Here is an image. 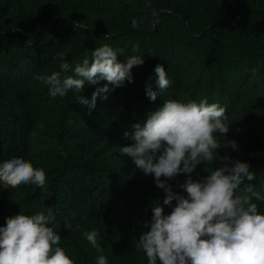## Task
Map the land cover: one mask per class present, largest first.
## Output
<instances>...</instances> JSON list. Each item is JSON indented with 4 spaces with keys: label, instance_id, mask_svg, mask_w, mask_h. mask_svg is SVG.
Masks as SVG:
<instances>
[{
    "label": "trees",
    "instance_id": "16d2710c",
    "mask_svg": "<svg viewBox=\"0 0 264 264\" xmlns=\"http://www.w3.org/2000/svg\"><path fill=\"white\" fill-rule=\"evenodd\" d=\"M105 44L120 63L143 57L131 70L133 82L113 88L101 80L86 83L81 94L51 97L36 79L60 71V57L71 68L85 58L91 62V53ZM157 64L170 81L162 91L155 84ZM146 83L157 91L155 101L146 96ZM105 84L110 90L93 109L79 103L80 95L90 101ZM168 99L225 108L229 132L214 136L237 148L217 151L256 173L237 194L252 184L264 196V0H0V164L24 158L46 175L43 188L0 183V227L20 211L47 214L52 207L49 226L74 264H96L101 253L83 237L93 229L108 264H148L135 240L150 230L154 202L165 214L172 209L163 204L165 192L154 176L119 151L133 143L134 125L143 126ZM217 166L219 159L202 162L193 179ZM186 178L168 183L186 196L178 187ZM253 202L264 214V199Z\"/></svg>",
    "mask_w": 264,
    "mask_h": 264
},
{
    "label": "clouds",
    "instance_id": "9594fccd",
    "mask_svg": "<svg viewBox=\"0 0 264 264\" xmlns=\"http://www.w3.org/2000/svg\"><path fill=\"white\" fill-rule=\"evenodd\" d=\"M91 57V62L85 58L74 68L60 57V71L40 74L36 79L48 86L51 97H64L69 90L81 94L86 83L95 85L101 80L113 88L122 87L126 81L133 82L132 68L144 63L143 57L136 55L126 63L118 62L117 52L107 44L97 47ZM69 70L71 75H62ZM154 73L157 88L167 89L170 81L163 65L157 64ZM109 90L105 84L92 93L90 101L80 95L79 103L93 109L97 97ZM145 92L151 101L156 100L158 93L151 83H146ZM225 113L224 107L206 100L197 103L168 99L148 116L143 126L134 125L133 143L120 147L119 152L130 157L135 169L154 176L157 187L165 192L163 204L172 209L165 214L159 201L154 202L150 230L135 240L136 248L146 254L148 264L158 261L159 264H264V214L253 202L264 196L252 184L237 194L245 180L256 179V173L249 163L221 157L217 151L222 146L237 148L235 141L225 140L221 144L214 136L219 132L225 137L229 132ZM129 135L124 133L125 138ZM217 159L222 166L215 167L202 180L193 179L197 165ZM180 174L187 177L178 185L186 196L174 192L168 183ZM45 181L44 170L24 158L0 164V183L6 188L22 184L43 188ZM54 219L52 207H47V214L39 211L27 215L20 211L9 216L5 226L0 227V264H74L59 246L61 236L49 226ZM145 227H149L148 222ZM98 235L95 229L83 233L101 253L96 264H108L97 242Z\"/></svg>",
    "mask_w": 264,
    "mask_h": 264
}]
</instances>
